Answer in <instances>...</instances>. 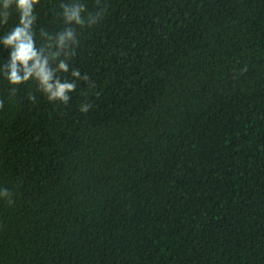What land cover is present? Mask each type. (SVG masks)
I'll list each match as a JSON object with an SVG mask.
<instances>
[{
	"label": "trees",
	"instance_id": "1",
	"mask_svg": "<svg viewBox=\"0 0 264 264\" xmlns=\"http://www.w3.org/2000/svg\"><path fill=\"white\" fill-rule=\"evenodd\" d=\"M78 2L34 12L45 56L77 31L67 104L0 72V264H264V0Z\"/></svg>",
	"mask_w": 264,
	"mask_h": 264
},
{
	"label": "clouds",
	"instance_id": "2",
	"mask_svg": "<svg viewBox=\"0 0 264 264\" xmlns=\"http://www.w3.org/2000/svg\"><path fill=\"white\" fill-rule=\"evenodd\" d=\"M40 2L41 0H0V26H7L13 15L18 20L14 27L0 36V43L10 50L9 63L0 68V72L11 86L10 92L13 95L19 86L35 81L38 91L45 95L49 102L67 104L71 98L70 93L76 89L75 79L89 80L87 75L81 76L79 70L71 71L73 81H61L58 76V73L69 72L68 58L74 54L75 46L79 44L77 31L75 28H67L58 33L55 41L56 51L51 52L50 56L38 52L33 28L37 20L34 12ZM96 2L97 9L86 15L85 4L65 3L61 9L63 22L80 28H90L99 24L107 9L100 4V0ZM61 56L64 58L61 59ZM55 61H58L57 67L53 69L50 64ZM3 107L4 101L0 99V109ZM90 108L91 105L82 104L80 111L87 113ZM0 199L6 200L9 204L13 203L12 193L7 188H0Z\"/></svg>",
	"mask_w": 264,
	"mask_h": 264
}]
</instances>
